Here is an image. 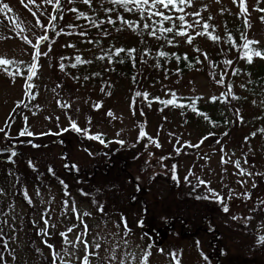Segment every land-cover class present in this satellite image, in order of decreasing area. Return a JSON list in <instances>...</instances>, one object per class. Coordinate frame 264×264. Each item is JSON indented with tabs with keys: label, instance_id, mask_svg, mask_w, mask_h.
<instances>
[{
	"label": "rangeland",
	"instance_id": "1",
	"mask_svg": "<svg viewBox=\"0 0 264 264\" xmlns=\"http://www.w3.org/2000/svg\"><path fill=\"white\" fill-rule=\"evenodd\" d=\"M0 2L10 5L13 11L7 15L25 29L18 34L5 15L0 14V37H3L0 57L23 62L19 66L26 68L32 63V44L39 36H49L40 45L41 53L48 55L40 57L37 74L31 81L35 99L25 95L23 76L13 79L0 70V129H4L0 132V150H4L0 152V233L3 236L0 264H51L52 250L63 253L65 247L76 253L65 259L79 264L78 258L84 255L83 245L73 249L63 243L60 234L73 228L68 238L75 242L84 224L89 230L85 238L90 246L95 242L101 244L96 251L103 264H120L121 260L125 264H142L145 253H148L147 264H208L203 255L210 252L207 257L211 254L214 257L215 253L206 240V229L214 230L217 235L213 244L221 264H264V245L258 243L259 237L264 236V204H261L264 201V131H261L264 130V59L253 57L249 66L253 77H262L258 85L260 93L250 97L248 84L253 80L248 73L226 83L238 51L242 49L236 47L227 51L222 40L227 29H233L240 37L246 33L249 39L258 41L252 47L264 51V22L261 21L264 12L255 10L264 9V0L260 3L245 0L246 17L240 14L239 5L232 0H220V3L194 0L193 7L186 11H199L202 21L213 25V34L222 39L213 42L206 36H199L189 44L185 37L176 36V46L172 48L198 55L202 64L181 77L147 85L144 93L148 100L149 95L154 96L148 103L144 95H135L134 84H120L112 75L108 84L98 86L66 71L68 64L79 56L90 61L83 63L84 70L95 73L99 68L95 61L117 40L112 38L109 42L106 38L117 35L123 43L134 42L138 36L130 29L122 27L117 28L118 31L117 26L111 25L100 33L93 26L86 35H80L84 27L76 13L64 11L60 19V13H53L51 5H41L47 9L44 16L37 13L42 25H48L49 14L57 16L55 31L50 29L45 33L43 27L36 26V17L20 0ZM72 6L64 2L62 7ZM130 15L139 18L137 13ZM245 18L250 27H245ZM186 19L192 22L195 18ZM189 33L194 34L192 29ZM23 36L32 44L26 43ZM96 38L103 43L95 44ZM197 48L200 51H196ZM223 59L232 61L224 70L220 63ZM213 60L216 61L215 69L222 73V84L217 83L216 72L211 74L214 69H209ZM229 85L231 95H225ZM152 90L154 92L149 93ZM171 93L179 99H196L201 104H214L226 98L234 101L233 97H239L235 103L230 102L228 109L222 106L220 111L224 115L228 111L227 118L233 126L226 134H221L194 118L187 121L185 115L171 113L160 102L171 99ZM212 97L217 98L215 102ZM156 98L158 102L153 100ZM193 120L196 122L192 123ZM70 121L86 129L89 135H99L104 143L72 130L62 132L70 129ZM25 126L34 135L20 136ZM141 130L146 133L143 138L139 137ZM205 137L207 139H203ZM152 141L160 146L156 147ZM197 144L199 147L187 146ZM11 151L17 155L10 161ZM110 157L114 159L112 169L108 162ZM235 161H240L241 168L252 175H239ZM173 165H176L177 181L172 180ZM49 168L54 170L55 176H51ZM197 178L207 185L197 187ZM209 188L223 197L228 212H224L214 198H196ZM139 189L143 190L142 194ZM65 191L69 195L66 196ZM65 201H68L67 209ZM73 203L80 219L72 212ZM42 216L49 221L47 236L41 234V229L45 228ZM169 218L171 231L165 232L162 229L167 221L163 219ZM124 221L128 225L127 235ZM178 228L179 233L187 231V235L178 236ZM150 230L157 235L152 236ZM44 241L53 249L50 250ZM5 243L7 248L3 247ZM89 250L94 249L90 247ZM113 254L114 260L111 259ZM209 261L214 263V259ZM91 264H98L95 257L91 258Z\"/></svg>",
	"mask_w": 264,
	"mask_h": 264
},
{
	"label": "snow or ice",
	"instance_id": "2",
	"mask_svg": "<svg viewBox=\"0 0 264 264\" xmlns=\"http://www.w3.org/2000/svg\"><path fill=\"white\" fill-rule=\"evenodd\" d=\"M21 4L28 8V10L31 12L33 17H36V26L37 27H43L44 32L47 33L50 29L52 31H55L56 25L55 21L57 20V16L55 14H49L48 15V25H42L41 21L39 19V16H44L47 13L46 8H42L41 5H51L52 7V12L53 13H60V19H63V13L64 11L76 13V18L81 19L84 18L85 20H89L92 26L94 27H99L100 24L103 23H108V24H113L115 25L117 22H120L122 25L126 26L127 28L131 29L133 32H137L138 29H144L148 30L147 34L151 37H155L157 39H160L162 36L167 38V34H172L173 37L179 36V37H185L186 42L189 44H192L193 41L196 39V37L199 36H206L208 39L212 40L213 42H218L222 38L219 35H214L213 33L215 32V27L213 25H210L207 21H202L201 13L199 11H194V12H188L186 9L192 8L194 5V0H107L109 4L112 5L110 8H105L104 12L107 16V20H100L97 22L95 19L92 17L87 16L85 13L80 12L77 8L72 7V8H67L64 9L62 7L63 0H40V3H37L36 0H27V3H25V0H20ZM75 0H67L68 4H73ZM81 3L88 5L89 7L92 6L93 0H80ZM217 3H220V0H216ZM234 4L239 5L240 9V14L244 15L245 17L248 14V9L246 7V2L245 0H232ZM261 0H257V3H260ZM31 5L32 7H29ZM33 7L35 8V11H33ZM117 8L122 9L124 12L127 13H137L139 15V21L136 20H128L124 16L120 15L118 12L116 14V18L113 19L110 13L116 12ZM206 9V6H205ZM256 11H261L264 12V9H255ZM13 9L10 7L8 3H2L0 2V14H4L5 18L8 19L11 24L13 25V30H18V34L23 33L25 29L12 17L8 16V13H11ZM222 12L224 11L223 9L221 10ZM39 13V16L37 15ZM194 17L195 19L192 22H189V20L186 19V17ZM212 17L209 16L208 20H211ZM261 21L264 22V16H261ZM142 22V23H141ZM245 27H250V24L248 20L245 18L244 20ZM166 25H171V26H166ZM68 27H73V25H69ZM197 28L203 29V31H196ZM212 29L211 32H209V29ZM189 29H192L194 34L189 33ZM118 31L120 29H117ZM62 31V30H61ZM157 33H160V36L157 35ZM57 35L61 33H56ZM80 35H86V33L81 32ZM3 37H0L2 39ZM23 39L26 43L32 44V41L28 39L27 36H23ZM49 39L48 35H42L39 36L35 42V44H32L33 47V52L31 53L32 56V63L26 68H21L19 66L20 63L23 62H16L14 60H9L3 57H0V69L5 71L10 77L15 79L17 76H23L25 79V95H28L31 99H35V95L32 94L31 89L34 87V85L31 83L33 80V77L36 76L37 74V69L39 67V59L40 57L47 56L48 53L44 52L41 53L40 51V45L47 41ZM242 44L239 45V47L242 49V54L241 58L246 59L248 63H251L253 60V57H259L261 59H264V51L262 50H257L253 48L252 46L255 44H258V41L251 40L247 37L246 33H242L240 37ZM92 41H89L91 43ZM169 44H172V40L169 39L167 41ZM226 43H229L230 46L236 47L237 44L233 40V37L231 34L228 35L227 40L225 41ZM71 46V45H69ZM50 50V48H49ZM196 51H200L199 48L195 49ZM126 52L129 57L132 56V53L135 52V49H116L115 52L113 53L116 56H119L121 53ZM158 55L160 57H165L168 55L166 52H159ZM103 59V57H100ZM187 58V57H185ZM207 55L205 54V59H207ZM76 63L71 65L72 67H76L77 64L80 63H90V61H84L81 59V57L77 56L75 57ZM122 62V61H121ZM199 62V61H197ZM226 65H231L232 61L231 60H225L223 62ZM61 70L64 69V65H60ZM25 72L27 75L25 76ZM233 75L237 74L236 70H233ZM87 79V77H85ZM217 83H224L223 76ZM136 96H140L141 93L137 92L135 94ZM145 98H147V93L143 94ZM225 95H231V86L229 85V91ZM172 98L168 100H163L160 101L162 104L165 106L171 105L173 107H185L183 104H178L177 103V97L175 93H171ZM236 99V97H233ZM159 99V98H156ZM213 102L216 101V97L211 98ZM23 102L21 101L20 104ZM20 104L17 105V107L20 106ZM64 107H68V105H64ZM95 107H99V105H96ZM189 107L192 108L194 112H198V110L195 107V101H192L191 105ZM35 114V113H34ZM200 115H204L203 113H198ZM109 116L112 115L111 112L108 113ZM205 119H207V116H204ZM25 120V125H27V117L24 118ZM7 123V122H6ZM72 130L77 133H83L85 136H87L90 139L94 140H99L100 143H104L102 139H100L99 135H89L86 129H81L78 127L75 121H70V129H63V131H68ZM264 131V130H261ZM0 132H4V129H0ZM20 136H32L34 135L32 132H30L25 126L19 133ZM146 133L141 130L139 133V137L143 138L145 137ZM209 135H212V133H209ZM5 136L7 138V133H5ZM207 139V137L203 138ZM203 139L201 140V143H203ZM153 143H156L155 141H152ZM117 143H123L122 141H117ZM160 145L156 143V147H159ZM188 147H199V144L197 145H187ZM4 150H0L2 152ZM177 152H179V149H177ZM17 153L15 151L10 152L9 160L11 161V158L16 156ZM164 158L162 157L161 160ZM225 161L222 158V163ZM247 163V161H245ZM30 166L31 163H30ZM65 167H69V165H65ZM71 167L75 168V165H72ZM235 167L239 169L238 174L243 176V175H252V173L246 172L245 169L241 168L240 166V161H235ZM49 173L54 175V170L52 168H49ZM192 175L191 170H189V176ZM259 175V173H257ZM178 177L176 175V165L172 166V180L177 181ZM185 181H188V177L186 176ZM198 180V185H207V182L204 180L197 178ZM60 183L63 185L64 182L60 181ZM65 189L67 188V185H64ZM253 187H255V184H253ZM66 196L69 195L67 191L64 193ZM37 195H39V192H37ZM232 193H229V196H231ZM247 196V194H245ZM25 198L27 199V193H25ZM197 199H212L214 198L218 203H220L223 206V211L228 212V207L226 204H224L223 197L220 196L218 193H216L212 189H208V191L204 195H197ZM29 203L31 201L29 200ZM261 204H264V201H261ZM64 207L67 209L68 207V201L64 202ZM101 212L103 211V208L100 207L99 209ZM72 212L73 214H76L77 219H80L78 210L75 206V204H72ZM84 215H88V213H85ZM42 219L44 221L45 228L41 229V234L47 236L49 233L47 232V228L49 226V221L46 219L44 216H42ZM235 219V217H233ZM250 219V218H247ZM83 223V222H82ZM124 229H125V235L128 233V225L127 222L124 221ZM73 231V228H68L66 232H62L60 235L62 237L63 243L65 245H70L73 249L78 248L79 245H83L84 249V255L82 258L79 259V264H91V258L95 257L96 260L98 261V264H103V260H101L99 256V252L96 250H99L101 248V244L99 242L93 243L91 246L88 242V240L85 238L88 233V227L86 224L83 225V231H81L77 237L76 241L73 242L68 238V234ZM0 239H3L2 233H0ZM45 245L52 250L53 246L50 244H47V241H44ZM199 244V242H197ZM258 243L261 245H264V236L259 237ZM4 248H7V244L5 243L3 245ZM90 247L94 250L90 251ZM39 251V250H37ZM76 255L75 252H71L68 250L67 247L63 249V253L57 252L55 250H52L51 252V264H71V261L69 259H65V257H71ZM147 256L148 253H145V256L142 260V264H147ZM115 255L113 254L111 259H115ZM3 260L2 254H0V261ZM120 264H125L124 260L120 261ZM178 264V262H177Z\"/></svg>",
	"mask_w": 264,
	"mask_h": 264
},
{
	"label": "trees",
	"instance_id": "3",
	"mask_svg": "<svg viewBox=\"0 0 264 264\" xmlns=\"http://www.w3.org/2000/svg\"><path fill=\"white\" fill-rule=\"evenodd\" d=\"M64 2L66 3L67 0H63V3ZM63 3H62V6H63ZM72 7L77 8L80 12L85 13L87 16L92 17L97 22H99L100 20H105V21L107 20V16L104 12V9L110 8L112 7V5L109 4L107 0H98L95 3H92V6L89 7L88 5L81 3L80 0H75ZM81 9H84L85 11H82ZM117 12L128 20L139 21V18L135 19L133 16L130 15L131 13L124 12L120 8H117L116 12L110 13L109 15H111L112 18L115 19ZM77 20L80 22V25L84 27V30L82 31L83 33H87V31L93 27L89 20H85L84 18L77 19ZM111 25L114 26L113 24H108L105 22L103 24H100L99 27H94V28L97 32L104 33L102 32L103 28L109 27ZM115 26H117L115 29L122 28V27L123 29L125 28L129 29L126 26L122 25L120 22H117ZM147 31L148 30H144L142 28L138 29L137 32H133L131 30L133 34L138 36L136 39L133 40L134 42L125 41L123 43L122 41H119L120 39L117 35H114L113 37L109 35L106 38L109 40V42H111L112 38L114 39L117 38V40L115 41V43L111 42L112 46L109 50L104 51L105 55L103 54L101 56L103 57V59L99 58L97 61H95L96 64L99 65V68L98 70L95 71V73L93 72L87 73L86 70H84L83 63L77 64L76 67H72L71 65L75 64L76 61L73 63L70 62L68 64L69 68H66V71L73 76L79 77L83 81L84 80L89 81L91 85H98V86L108 84L109 76L112 75L113 78L116 80V82L120 84H124L127 82L130 84H134L137 92H141V94L143 95V93L147 90L146 89L147 85L149 86L150 84H158L160 83L159 81L162 79H170L172 77H181L182 75H185L186 73L191 72V70L194 69L198 64H200L201 66L202 59L198 55L193 54V53L189 54L183 51L178 52V50L172 48V46H176V43H175L176 39L175 37H173L172 34H167V38L162 36L160 39H157L155 37L149 36L147 34ZM229 34H231V36L233 37V40L236 42L237 44L236 47H239L241 43L240 42L241 39L239 40V37H240L239 32L233 29L230 30L228 28L225 33L224 39H222L223 45L224 47L227 48L226 49L227 51L233 50L236 48V47L230 46L229 43L225 42ZM157 35L160 36V33H157ZM169 39L172 40V44H169L167 42ZM136 42L138 43V45H134ZM94 43L101 45L103 42L100 39L96 38L94 40ZM120 48L135 49V52L132 53L131 57H129L126 52L121 53L119 56L114 55L113 53L115 52V50L120 49ZM159 52H166L168 53V55L165 57H160L158 55ZM241 54L242 52L238 51L237 61H235L230 71L229 77L227 78L228 80L226 81V83H231L232 80H234V78L240 76L241 74L248 73L251 76L253 81H251L248 84L249 88L247 90V94L250 97H256V95L260 93L258 85L262 82V79H261L262 77L255 78L252 76V72L249 67L251 63H248L246 59H243L245 61L244 63V61H242L240 58ZM224 61L225 59H223L220 62L221 69L223 70H224V67L226 66V64L223 63ZM215 64H216V61L213 60L212 64H210L209 66V69L210 70L214 69V71H211V74L216 72L217 79L220 80L221 78L219 79V77H221L220 74L222 73L219 70L215 69ZM0 70L2 72H5L2 69ZM233 70H236L237 74L233 75L232 74ZM85 77H87V79H85ZM151 92H154V91L153 90L149 91V93ZM149 96L151 98H154V96H151V95ZM235 97L236 99H234V101H230L226 98L225 100L220 99V101L218 102L216 101L215 102L216 104L215 103L214 104L212 103L201 104L197 102L196 99L187 100L186 98H182V99L178 98L177 103L183 104L185 105V107H178V106L173 107L171 105H168L166 107L169 109L170 112L175 111L179 115H182V116L185 115L187 117V121L188 119L191 120L194 118L195 120L199 121V123L206 125L210 130L212 129L213 131L219 130L221 134H226V132H228L230 128L233 126V122H231V119L227 118L228 117L227 110H226L227 113L225 115L222 114V112L220 111L223 110L222 106L228 109L229 106L231 105L230 102L235 103L236 101H238L237 99L239 97L237 96ZM145 99H146L145 103H148L150 101V99L148 100V98H145ZM153 100L155 102L159 101L158 99H153ZM192 101H195V107L198 110V112H194L192 108L189 107ZM198 113H203L204 115H200ZM205 115L207 116V119L204 118ZM195 120L191 122L194 123L196 122ZM112 158L113 157L108 158V162H109L111 169L113 166L111 164L114 161V159ZM139 190H140V193L142 194L143 190L141 189ZM163 220L164 222L167 221L166 222L167 224H164L166 226L163 225L162 230L165 232L171 231L170 226L172 223H170L169 221L171 220V218L163 219ZM179 220H182V219H179ZM182 221L184 222V220ZM182 226H184V224H181V227ZM179 229L180 228L177 229L178 236L187 235L188 233L187 231H184V232L181 231L179 233ZM199 231H202V230L199 229ZM206 231L208 233L206 240L208 241V245L210 246V242L214 241L215 232H213L212 230H207V229ZM149 232L151 233V235H155L156 233V231L152 232V230H150ZM195 232L193 231V233ZM208 254H210V252ZM208 254H206V256L203 255V258L206 260V262H208V264H210L209 260H210L211 255L207 257Z\"/></svg>",
	"mask_w": 264,
	"mask_h": 264
},
{
	"label": "flooded vegetation",
	"instance_id": "4",
	"mask_svg": "<svg viewBox=\"0 0 264 264\" xmlns=\"http://www.w3.org/2000/svg\"><path fill=\"white\" fill-rule=\"evenodd\" d=\"M213 243H214V241L210 242V244H213ZM214 257L218 258V255L216 254ZM214 257H213V255H211L210 260L214 259ZM215 264H218L217 260H215Z\"/></svg>",
	"mask_w": 264,
	"mask_h": 264
}]
</instances>
